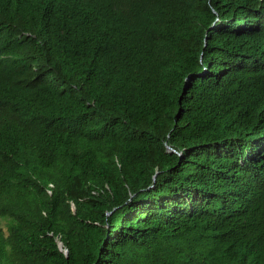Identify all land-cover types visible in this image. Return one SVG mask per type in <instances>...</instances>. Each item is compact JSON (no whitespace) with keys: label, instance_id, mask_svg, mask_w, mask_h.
I'll list each match as a JSON object with an SVG mask.
<instances>
[{"label":"trees","instance_id":"trees-1","mask_svg":"<svg viewBox=\"0 0 264 264\" xmlns=\"http://www.w3.org/2000/svg\"><path fill=\"white\" fill-rule=\"evenodd\" d=\"M0 264H264V0H0Z\"/></svg>","mask_w":264,"mask_h":264},{"label":"water","instance_id":"water-1","mask_svg":"<svg viewBox=\"0 0 264 264\" xmlns=\"http://www.w3.org/2000/svg\"><path fill=\"white\" fill-rule=\"evenodd\" d=\"M167 149H168V150H171V148H169V147H168Z\"/></svg>","mask_w":264,"mask_h":264},{"label":"bare ground","instance_id":"bare-ground-1","mask_svg":"<svg viewBox=\"0 0 264 264\" xmlns=\"http://www.w3.org/2000/svg\"><path fill=\"white\" fill-rule=\"evenodd\" d=\"M202 152V151H201Z\"/></svg>","mask_w":264,"mask_h":264}]
</instances>
